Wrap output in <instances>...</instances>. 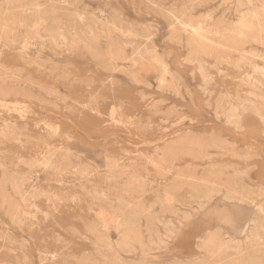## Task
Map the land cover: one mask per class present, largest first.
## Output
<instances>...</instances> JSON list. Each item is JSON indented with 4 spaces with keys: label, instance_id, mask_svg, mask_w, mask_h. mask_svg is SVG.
Here are the masks:
<instances>
[{
    "label": "rangeland",
    "instance_id": "rangeland-1",
    "mask_svg": "<svg viewBox=\"0 0 264 264\" xmlns=\"http://www.w3.org/2000/svg\"><path fill=\"white\" fill-rule=\"evenodd\" d=\"M263 116L264 0H0V264H264Z\"/></svg>",
    "mask_w": 264,
    "mask_h": 264
},
{
    "label": "bare ground",
    "instance_id": "bare-ground-1",
    "mask_svg": "<svg viewBox=\"0 0 264 264\" xmlns=\"http://www.w3.org/2000/svg\"><path fill=\"white\" fill-rule=\"evenodd\" d=\"M234 107V106H233ZM232 109V108H231ZM264 117V116H263ZM245 224V223H244ZM244 226V225H243Z\"/></svg>",
    "mask_w": 264,
    "mask_h": 264
}]
</instances>
